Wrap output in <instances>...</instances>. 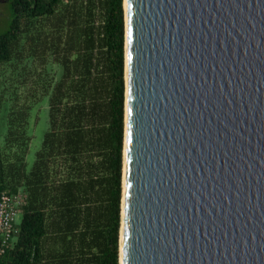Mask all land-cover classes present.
Here are the masks:
<instances>
[{
	"label": "water",
	"instance_id": "obj_1",
	"mask_svg": "<svg viewBox=\"0 0 264 264\" xmlns=\"http://www.w3.org/2000/svg\"><path fill=\"white\" fill-rule=\"evenodd\" d=\"M124 9L120 264H264V0Z\"/></svg>",
	"mask_w": 264,
	"mask_h": 264
},
{
	"label": "trees",
	"instance_id": "obj_2",
	"mask_svg": "<svg viewBox=\"0 0 264 264\" xmlns=\"http://www.w3.org/2000/svg\"><path fill=\"white\" fill-rule=\"evenodd\" d=\"M0 30V187L22 193L1 264H120L124 0H8ZM48 125L30 165L34 107Z\"/></svg>",
	"mask_w": 264,
	"mask_h": 264
},
{
	"label": "rangeland",
	"instance_id": "obj_3",
	"mask_svg": "<svg viewBox=\"0 0 264 264\" xmlns=\"http://www.w3.org/2000/svg\"><path fill=\"white\" fill-rule=\"evenodd\" d=\"M8 0H0V30L4 29L7 25L6 17L3 16L4 9L6 8V3ZM48 97L46 96L44 100L37 104L33 109L32 124H33V140L30 147V151L27 155L29 164L33 163L35 158V153L41 145L45 131L48 125ZM7 132V120L4 111H0V142H3L4 137ZM23 218L22 212H19L16 216V223L20 224Z\"/></svg>",
	"mask_w": 264,
	"mask_h": 264
},
{
	"label": "built area",
	"instance_id": "obj_4",
	"mask_svg": "<svg viewBox=\"0 0 264 264\" xmlns=\"http://www.w3.org/2000/svg\"><path fill=\"white\" fill-rule=\"evenodd\" d=\"M24 202L22 193L12 194L0 187V264L5 251L19 233L16 216L22 212Z\"/></svg>",
	"mask_w": 264,
	"mask_h": 264
},
{
	"label": "bare ground",
	"instance_id": "obj_5",
	"mask_svg": "<svg viewBox=\"0 0 264 264\" xmlns=\"http://www.w3.org/2000/svg\"><path fill=\"white\" fill-rule=\"evenodd\" d=\"M125 167V166H124ZM122 232H121V234L123 233V228H122V230H121ZM121 243H122V235H121ZM121 249H122V244H121ZM121 254H122V252H121ZM122 257V256H121Z\"/></svg>",
	"mask_w": 264,
	"mask_h": 264
}]
</instances>
